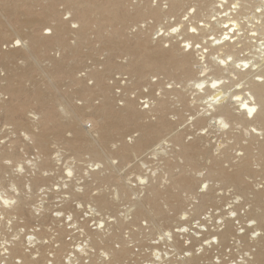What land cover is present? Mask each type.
I'll return each instance as SVG.
<instances>
[{
  "label": "rangeland",
  "instance_id": "obj_1",
  "mask_svg": "<svg viewBox=\"0 0 264 264\" xmlns=\"http://www.w3.org/2000/svg\"><path fill=\"white\" fill-rule=\"evenodd\" d=\"M76 1L73 7L66 0H0V198L16 201L7 209L0 204L4 216L0 242H7L8 248L7 258L0 260L5 264L17 259L21 264H159L153 253L160 251L168 254L166 264H215L217 259L232 264L251 252L257 264H264V157L257 156L264 146V131L257 130L261 133L256 135L245 121L225 122L222 129L217 109L224 100L204 99L220 88L229 95L240 91L248 69L236 67L239 76L231 75L230 83L214 90L193 85L196 80L222 77L211 60L216 51L209 46L213 41H208L221 34L208 14L216 0ZM233 1L226 0L224 6L232 9L239 3L241 32L249 35L259 25L258 16L264 22L263 14L256 13L264 0ZM89 3L116 8L119 20H104L93 12L82 35L77 10L82 12ZM50 5L48 14L53 17L47 18L45 9ZM229 11H221L222 16ZM181 18L185 33L191 25L209 21L198 35L182 37L202 43L201 49L185 57L192 68L189 75L154 68L165 53L186 54L175 42L179 32L170 34ZM109 37L118 49L109 48ZM137 47L141 55L134 56L132 49ZM250 56L245 51L239 58ZM136 62H142L143 75L133 74ZM259 64L263 68L264 61ZM205 65L210 72L207 69L202 76L199 70ZM154 76L158 79L152 83ZM169 82L179 87L169 90ZM142 99L149 102L148 109L142 108ZM18 104L23 111L8 116L5 107ZM104 105L109 114L100 121L96 111ZM238 107L235 104L232 110L240 116ZM129 136L134 137L131 144ZM246 143L254 148L253 172L244 173L239 183L227 181L224 175L236 172L243 162ZM67 171L73 172L71 178ZM140 179L146 183L141 185ZM201 182L210 187L201 191ZM18 206L21 212L15 209ZM250 220L255 221L252 228L247 226ZM100 223L103 229L97 226ZM178 226L188 231L177 232ZM165 231L171 242L159 240ZM253 231L261 232L255 240L250 237ZM28 236L34 238L31 243ZM213 237L215 244L206 243Z\"/></svg>",
  "mask_w": 264,
  "mask_h": 264
},
{
  "label": "bare ground",
  "instance_id": "obj_2",
  "mask_svg": "<svg viewBox=\"0 0 264 264\" xmlns=\"http://www.w3.org/2000/svg\"><path fill=\"white\" fill-rule=\"evenodd\" d=\"M68 2H71V5L74 7L76 4H78V1L74 2L75 0H66ZM81 1H84L85 0H81ZM236 0L233 1V3H235ZM242 3H247V0L244 2V0H241ZM258 1V0H257ZM262 1V0H261ZM46 2V1H44ZM226 0H216L214 5L215 6H210L209 7V10L210 12L208 13L209 14V18H212V22H215L213 23V26H215L216 28H219V30L221 29V34L218 38H210L208 41H213L211 43H209V46H213L214 49L216 50L215 52H212L211 54V60L214 61V64L216 65L217 69L220 70V74H222V77L220 78H211L207 81H199V80H196V81H193V85L195 86L197 83H202L204 85V87L202 88V90H214L212 87H211V84L213 82H216L217 83V88H219L220 86L224 85L225 84V81H228L229 77L231 75H238L239 76V71L238 73L236 72V64H240L242 69H243V64H249V67L247 69H244L247 71V76L245 75V79L246 81H243L241 84L240 82V85H242V88H240V91L236 92L235 94H227V91H222L223 89L220 88V89H216L214 90L213 92L214 93H206L204 99L205 100H210V99H216L218 96L221 95V97L218 99V100H224L225 102V105L223 103V106L222 107H218L217 109V118L219 121H221L222 124H226L225 122H236L235 125L239 124L238 121H245L247 122L248 124L252 125L254 128H256V131L257 130H262L264 131V110L262 111H259L258 114L255 116L254 119L252 120H248L247 118V113L246 111H244L242 108H241V105L242 104H248L249 106H252L253 104L257 105V106H260V105H264V84H261L260 82H258L256 80V76L257 75H264V72H263V69H264V66L262 68V66L259 64V61L262 62L264 61V42H258L259 39H262L264 40V22H260V18L262 16H258L257 19H259L258 21H255V23L257 22L258 27L256 26L254 30L251 31V33L248 35V33H246V35H244L243 32H241L242 30V26H241V21L239 22V16L237 15L238 12H240L239 8L237 11H231L232 9L229 7H225L224 4H226ZM237 3V1H236ZM252 3V2H251ZM250 3V4H251ZM239 3H237L236 5H238ZM48 5V4H47ZM226 9H225V8ZM264 6L263 5H258L256 8V10H258V8L260 9V11L258 10V12L256 13H261V15L263 14V17H264ZM219 8V9H218ZM227 8L229 11V14L226 16V15H223L222 16V12L221 11H225L227 12ZM255 8V7H254ZM253 8V9H254ZM79 9V8H78ZM221 9V10H220ZM236 9V8H234ZM252 9V8H251ZM52 7L51 5L49 7H46L45 9V13H46V17H53L52 15H49L48 13H52ZM77 10V9H76ZM255 10V9H254ZM252 11V10H251ZM78 12V15L80 17V26H81V34L83 35L84 32L89 28V25L91 24V22H89L90 18H91V14L93 12H96L98 13L101 17H103L104 20H115V19H118V15H117V11H116V8H113V7H106V8H103L101 6H98V4H94V3H89V4H86V6L84 7V9H82V12H80V10H77ZM207 13V11H206ZM254 13V12H253ZM187 14H189L187 12ZM233 14V15H232ZM240 14V13H239ZM207 15V14H206ZM229 15H232V17H229ZM252 15V14H251ZM250 15V16H251ZM184 17L186 15H183ZM226 16V17H225ZM225 17V18H224ZM252 17V16H251ZM250 17V18H251ZM246 18V16L244 17ZM243 18V19H244ZM182 19L179 21L178 20V23H176L174 26L172 27H176L179 29V33H178V36H177V42L178 45H179V50L181 51V53H186V54H183V56H179L177 54V52H168V53H165L164 57L161 58L159 61H157L155 63V67L156 69H159L161 71H164V72H167L168 74H175V72H177L178 74L180 75H184V74H188L191 72L192 68H191V64H190V61L187 60V58L185 57H188V54L190 55L192 52H194V50H198L195 48V44L196 43H199V44H202L201 42H190L189 39H183V35H189L190 36H195V35H198L199 32L201 31H204L206 29V27L209 25V21L207 22H204V23H199V24H196V25H191L188 29H187V32L185 33L184 30H182ZM253 19V18H252ZM256 19V20H257ZM119 20V19H118ZM187 20V19H186ZM91 21H93L91 19ZM264 21V20H263ZM253 23V24H255ZM224 25H228L227 28L224 27ZM196 28V32L193 33L191 31H189L190 28ZM205 28V29H204ZM250 29V28H249ZM57 34L56 35V40L58 41V43L61 42V36H62V29L61 27L57 28ZM88 31V30H87ZM249 31V30H248ZM252 33H255V35H253ZM116 34V33H115ZM115 34H113V36H115ZM170 34H173L171 33L170 31ZM176 34V33H175ZM86 35V34H85ZM227 35L228 36V39L227 40H224V36ZM167 36V35H166ZM256 37H259V39ZM80 38V37H79ZM114 38V37H113ZM182 38V39H181ZM181 39V40H180ZM108 41L110 45V49L111 50H115V49H118V46L117 44H115V42L113 41L112 37H109L108 38ZM183 43H189V44H192L193 47L188 51V52H184L182 50V47L181 45ZM253 43V44H252ZM36 44V43H35ZM177 45V46H178ZM169 48V47H168ZM202 47L200 46L199 49H201ZM139 52L138 50V47L137 48H133L132 49V54L134 56L136 55H141V54H138L137 51ZM178 50V51H179ZM177 51V50H176ZM245 51H248L251 53V56L249 58L251 59H240L239 56L242 54V53H245ZM221 52V53H220ZM131 54V55H132ZM217 54V55H216ZM185 55V56H184ZM187 55V56H186ZM219 55H222V56H219ZM142 57V56H141ZM216 58V60L214 59ZM224 61L225 63L223 65L220 64V61ZM251 60V61H250ZM192 61V59H191ZM140 63V62H139ZM134 64V68L132 70L133 74L135 76H140V75H143V69H142V62L140 64ZM204 63V62H203ZM213 65V64H212ZM263 65V64H262ZM200 66V65H199ZM214 66V65H213ZM195 68V67H194ZM210 68V67H207V65L205 66H202L201 67V70H199V73L201 74V72H204L205 74V71ZM143 70V71H142ZM209 71V69H208ZM210 72V71H209ZM222 72V73H221ZM176 73V75H177ZM208 73V72H207ZM226 73V76L223 77V74ZM245 74V73H244ZM199 75V74H198ZM198 77V76H197ZM200 78V77H199ZM198 78V79H199ZM233 78V77H232ZM238 78V77H237ZM204 79V77H203ZM227 79V80H226ZM206 80V78H205ZM233 80L235 81V79L233 78ZM230 81V80H229ZM228 81V82H229ZM237 81V80H236ZM235 81V82H236ZM239 81V80H238ZM230 83V82H229ZM190 84V82H189ZM237 84V83H236ZM192 85V84H191ZM239 85V86H240ZM99 89H100V86H99ZM239 90V89H238ZM102 91H104L102 89ZM201 91V90H200ZM215 91H217L218 93L215 94ZM231 92V91H230ZM205 93V92H204ZM235 95H239L240 99L239 100H236L235 99ZM213 101V100H212ZM220 102V101H218ZM217 102V103H218ZM149 103V102H148ZM216 103V102H215ZM237 105L239 106L238 107V110L240 113V116L239 115H234L235 113L233 112L234 110H232V106L233 105ZM210 105V104H209ZM213 105V104H212ZM217 105H221L220 104H217ZM12 106V105H11ZM15 106V105H14ZM23 105L21 104H18L16 107H8L6 106L5 107V112L8 113V116L10 114H13L14 115H18L17 113H19L18 111H23L24 107H22ZM161 108L163 109V107L161 106ZM45 109V108H44ZM235 109V108H234ZM127 112L132 115L133 114V108L131 106L128 105V107L126 108ZM48 111V109H47ZM47 111L45 110L44 113H46L45 115L48 116L49 113H47ZM17 112V113H16ZM96 115H98V118L99 120H104L105 121V118L108 116L109 114V108H108V105H104L100 110L96 111ZM25 114V113H24ZM22 113V115H24ZM128 114V115H129ZM13 115V116H14ZM21 115V114H19ZM43 115V114H42ZM78 116V115H77ZM125 116V115H123ZM18 118L21 119V117L19 116ZM77 118V117H76ZM11 119V118H10ZM14 119V118H12ZM11 119V120H12ZM98 120V121H99ZM119 120V118H118ZM134 120V119H133ZM132 120V121H133ZM14 121L16 122V120L14 119ZM107 121V119H106ZM121 121H122V118H121ZM128 121V120H127ZM120 122V120H119ZM131 122V120H130ZM134 122V121H133ZM218 122V121H217ZM17 123V122H16ZM215 123V122H214ZM220 123V122H219ZM50 124V123H49ZM125 124V123H124ZM44 125V123L42 124ZM218 125V124H217ZM105 126V124H104ZM221 126V125H220ZM103 127V126H102ZM252 127V128H253ZM144 129V128H143ZM223 129V127H222ZM244 130V129H243ZM242 130V131H243ZM236 131V130H235ZM151 132V131H150ZM153 133V132H152ZM229 133V132H228ZM231 133V132H230ZM249 133V131H248ZM258 133V131L256 132ZM255 133V134H256ZM261 133V132H260ZM260 133L256 134V135H260ZM264 133V132H263ZM147 134V133H146ZM225 134V133H224ZM245 134V133H244ZM254 134V135H255ZM149 135V134H148ZM154 136V135H152ZM151 137V136H150ZM233 138V137H231ZM235 139V137H234ZM233 139V140H234ZM236 141V139H235ZM238 141V139H237ZM229 142V141H228ZM238 143V142H237ZM236 143V144H237ZM244 146V144H243ZM264 147V146H263ZM263 147H259L258 148V153H257V156L259 158H262L264 157V148ZM244 151H245V158L243 160V162L238 166V169L236 170V172L234 173H231V174H223V171L221 172L220 170H213L212 173L214 174H217V175H220V176H223L224 175V178L227 180V181H231V182H234V183H239L241 182L242 179V176L244 173H249L251 171V168H250V160L251 158H254L255 155L253 153V147L251 145V143H246L245 146L243 147ZM183 150H186V149H183ZM188 151V150H187ZM222 156V155H221ZM256 159V157L254 158ZM264 159V158H263ZM254 163V162H253ZM219 168V167H218ZM256 171V170H255ZM253 172V171H251ZM249 175V174H248ZM255 175V174H254ZM216 176V175H215ZM218 177V176H217ZM35 181V180H34ZM244 183V182H243ZM247 183V182H246ZM17 211H20L21 209L23 210L22 206H18L15 208ZM14 210V209H13ZM15 210V211H16ZM21 212V211H20ZM231 231V230H230ZM226 234V233H225ZM224 234V235H225ZM223 236V234H221ZM221 236V237H222ZM225 237V236H224ZM223 239V238H222ZM120 252H118L119 254Z\"/></svg>",
  "mask_w": 264,
  "mask_h": 264
},
{
  "label": "snow or ice",
  "instance_id": "obj_3",
  "mask_svg": "<svg viewBox=\"0 0 264 264\" xmlns=\"http://www.w3.org/2000/svg\"><path fill=\"white\" fill-rule=\"evenodd\" d=\"M155 3H156V0H153V4H155ZM235 7H237V5H236V4H233V8H235ZM190 10H191L192 12H195V9H194V8H191ZM185 19H188V16H185ZM72 27L75 28L76 25L73 24ZM224 27L227 28L228 25H224ZM171 30H172L171 33H173V34H175V33H177V32L179 31V29L176 28V27H172ZM189 31L195 33V32H196V28H194V27H193V28H190ZM49 34H50V30H46V31H45V35H49ZM252 34L255 35V33H252ZM157 35H163V33H159V32H158ZM153 39H155V37H153ZM227 39H228V36L225 35V36H224V40H227ZM16 46H19V41L16 42ZM163 47H164V48H168V47H169V44H168V43H164V44H163ZM181 47H182V50H183L184 52H188V51L193 47V45H192V44H189V43H183V44L181 45ZM195 48H196V49H199V48H200V44H199V43H196V44H195ZM205 50H207V49H205ZM201 59H203V57H201ZM224 63H225V62H224L223 60L220 61V64H221V65H223ZM236 67L239 68V67H241V65H240V64H237ZM248 67H249L248 64H246V63L243 64V68L247 69ZM201 75L203 76V75H204V72H201ZM157 79H158V78L154 76V77L152 78V83H155ZM256 80H257L258 82H260L261 84H264V75H257V76H256ZM166 87H167V89L170 90V89H172L173 87H179V85H178V84H174L173 82H169V83H167ZM196 87H198V88H203V84H202V83H197V84H196ZM211 87H212L213 89L217 88V83H216V82H213V83L211 84ZM145 91H147V89H145ZM156 95L159 96L160 93L157 92ZM217 99H219V97H217ZM235 99H236V100H239V99H240L239 95H235ZM141 104H142V108H143V109H148V108H149V104H148V103H145V102L141 101ZM241 108H242L244 111H246V113H247V118H248L249 120H252V119L255 118V116L258 114L259 111L264 110V105L257 106V105H255V104H253L252 106H249L248 104H242V105H241ZM221 126L226 128V127H227V124H222ZM251 131L256 132V128L253 127V128L251 129ZM66 135H67L68 138H71V133H67ZM189 139H191V137H189ZM127 141H128V143H130V144L133 143V141H134V137H133V136H129V137L127 138ZM0 142H3V141L0 140ZM113 147H115V146H113ZM237 155L239 156V155H241V153L237 152ZM111 163H112L113 165H115V164L117 163V161H116L115 159H112V160H111ZM100 167H101V165H100L99 163H97V164L95 165V169H99ZM95 169H93V171H95ZM85 175H87V173H85ZM153 175H155V174H153ZM67 176H68L69 178H71V177L73 176V172H72V171H67ZM139 183H140L141 185H144V184L146 183V181H145L144 179H140V180H139ZM209 187H210V185H209L208 183H206V182H201L200 190H201V191H205V190H207ZM94 195H95V193H94ZM230 215L234 216L235 213H230ZM69 219H71V217H69ZM180 219L186 221L187 217H186L185 215H181ZM218 223H220V221H218ZM97 226H98L100 229H103V228L105 227V225H104L103 223H100V224H98ZM249 228H252V226L249 225ZM176 231H177V232H181V233H183V232H187L188 229H187L186 227H183V226H178V227L176 228ZM165 232H167V231H165ZM165 232L162 234L161 237H163V236L165 235ZM167 233H168V235H169V238H171L170 233H169V232H167ZM252 235H253V237H256V236H259L260 233H257L256 231H253V232H252ZM206 243H208V244H215V243H216V239H215V237H213V238H212L211 240H209V241H206ZM117 247H119V245H117ZM185 253H186L187 256H191V255H192L191 252H185ZM108 259H109V258H108ZM108 259H107V260H108ZM215 264H220L219 259H217V260L215 261Z\"/></svg>",
  "mask_w": 264,
  "mask_h": 264
},
{
  "label": "clouds",
  "instance_id": "obj_4",
  "mask_svg": "<svg viewBox=\"0 0 264 264\" xmlns=\"http://www.w3.org/2000/svg\"><path fill=\"white\" fill-rule=\"evenodd\" d=\"M172 31V30H171ZM196 87V85H195ZM204 87V85H203ZM197 89H202V88H198L196 87ZM28 137L25 136V139H27ZM0 143H3V142H0ZM7 163V161L5 162ZM19 170V169H18ZM67 175V173H66ZM16 203L15 200H9V199H5V198H0V204L3 205L4 208H10L12 205H14ZM229 207H231V205H229ZM0 220H4V216L3 215H0ZM8 224L10 225L11 224V220L8 221ZM255 224V221L254 220H250L247 224V226L249 227V225H251L253 227V225ZM21 231H23L21 229ZM241 233H243V229H240L239 230ZM257 233H260L261 235V232L260 231H256ZM259 235V236H260ZM250 237L252 240H255L256 237H253L252 233L250 234ZM165 238H167L169 240V242H171V238H169V235L167 232H165V235L163 237H159V240H164ZM13 240L17 239L16 236H13L12 237ZM28 241L31 243L33 241V237L32 236H28L27 237ZM157 242V241H154V243ZM6 243L7 242H0V249H3V251H0V256H4L5 258H7V254H8V248L6 246ZM185 243L187 244V241H185ZM80 249H78L79 251ZM197 255H199L201 249L200 248H197ZM87 253H85L86 255ZM154 257H155V261L156 262H159V264H166V261L168 260V254L167 253H162L160 251H156L153 253ZM185 256L186 253H184ZM101 256L104 257L105 260H107L109 257L106 253L104 252H101ZM161 256L164 257V259L162 260L161 259ZM244 257H246L247 259H244ZM0 264H5V260H0ZM15 264H21V261L19 259H17L15 261ZM84 264H87V261L84 262ZM232 264H257V261H256V258L251 254V252H244L243 253V257H240L239 259H236L235 261H232Z\"/></svg>",
  "mask_w": 264,
  "mask_h": 264
},
{
  "label": "built area",
  "instance_id": "obj_5",
  "mask_svg": "<svg viewBox=\"0 0 264 264\" xmlns=\"http://www.w3.org/2000/svg\"><path fill=\"white\" fill-rule=\"evenodd\" d=\"M141 101H143V102H145V103H147V100H145V99H142V100H140L139 102H140V104H141ZM142 105V104H141Z\"/></svg>",
  "mask_w": 264,
  "mask_h": 264
}]
</instances>
